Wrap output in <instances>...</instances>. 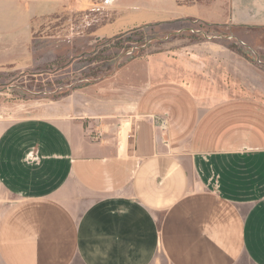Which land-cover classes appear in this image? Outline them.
<instances>
[{"label":"crops","instance_id":"0c3cea01","mask_svg":"<svg viewBox=\"0 0 264 264\" xmlns=\"http://www.w3.org/2000/svg\"><path fill=\"white\" fill-rule=\"evenodd\" d=\"M39 2L0 0L1 71L42 65V43L55 39L33 30ZM171 3L135 12L264 30V0ZM202 31H173L43 113L0 120V264H264V88L248 79L260 70ZM125 123L128 137L110 135Z\"/></svg>","mask_w":264,"mask_h":264},{"label":"rangeland","instance_id":"374dc122","mask_svg":"<svg viewBox=\"0 0 264 264\" xmlns=\"http://www.w3.org/2000/svg\"><path fill=\"white\" fill-rule=\"evenodd\" d=\"M59 1L57 4L52 2L47 9L42 6V0L37 4L36 18L32 25L38 40L55 39L42 43V65L37 69L18 72L11 69L0 70V120H15L43 113L49 108L52 99L64 96L73 87L106 75L104 70L110 66L112 70L132 57L158 50L162 47L163 40L174 38L173 31L180 28L182 31L203 30L205 39L230 42L232 52L242 55L249 64L260 70L259 75L251 73L249 81L261 89L264 88V30L246 31L234 27L217 30L203 24L197 26L189 21L175 25L170 22L160 25L159 20L142 21L139 16L147 12L138 13L135 10L147 0ZM163 1L165 9H170L171 0ZM73 5L77 10L74 13L68 12L66 9ZM165 18L170 21L173 18L172 13ZM114 32L120 36L108 41H89L94 33L108 36ZM181 36L188 40L202 38L201 35L196 36L193 33ZM186 42L188 41L184 43ZM242 42H250L252 45L244 46ZM256 48L261 49L259 54ZM82 50L89 53L85 58H80L64 71L56 70L61 69L68 58ZM50 51H54L58 59L53 60ZM125 124L126 126L117 128L120 133L116 132L117 129L112 134L110 131L106 133L124 140L128 137L125 131L130 129V124ZM86 126L91 137L100 136L94 122L87 123ZM154 264L167 262L163 260Z\"/></svg>","mask_w":264,"mask_h":264},{"label":"trees","instance_id":"16d2710c","mask_svg":"<svg viewBox=\"0 0 264 264\" xmlns=\"http://www.w3.org/2000/svg\"><path fill=\"white\" fill-rule=\"evenodd\" d=\"M120 35H118V36H116V37H119ZM115 38V37H114ZM110 69H111V66H110V68H106L104 71H105V73L107 74V73H109L110 72Z\"/></svg>","mask_w":264,"mask_h":264}]
</instances>
